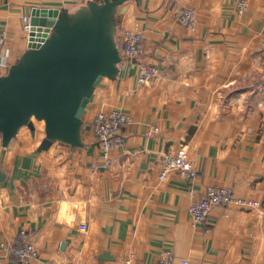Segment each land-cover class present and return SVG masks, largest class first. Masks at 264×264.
I'll return each instance as SVG.
<instances>
[{
  "label": "crops",
  "instance_id": "1",
  "mask_svg": "<svg viewBox=\"0 0 264 264\" xmlns=\"http://www.w3.org/2000/svg\"><path fill=\"white\" fill-rule=\"evenodd\" d=\"M92 1L0 0L7 34L0 76L27 50L22 17L34 8L74 17ZM236 1L126 0L113 8L121 60L115 78H103L83 109L82 146L54 141L39 151L44 131L36 120L0 146V264H18L4 246L20 230L39 254L25 264H117L130 253L134 264H154L164 250L174 264H264V0H244L241 15ZM179 7L195 9L194 30L176 22ZM125 28L143 35L138 59L121 54ZM141 63L158 71L144 84L137 82ZM111 109L133 122L104 165L91 122ZM154 123L158 133L146 137ZM180 145L196 175L171 171L159 180L160 156ZM209 185L231 187L261 206L214 207L205 224H193L188 205Z\"/></svg>",
  "mask_w": 264,
  "mask_h": 264
},
{
  "label": "water",
  "instance_id": "2",
  "mask_svg": "<svg viewBox=\"0 0 264 264\" xmlns=\"http://www.w3.org/2000/svg\"><path fill=\"white\" fill-rule=\"evenodd\" d=\"M124 1L93 0L74 17L54 9L31 11L27 50L0 76L2 147L20 127L32 129L33 120L43 123L39 151L54 141L82 146L83 109L98 83L118 72L111 13Z\"/></svg>",
  "mask_w": 264,
  "mask_h": 264
},
{
  "label": "built area",
  "instance_id": "3",
  "mask_svg": "<svg viewBox=\"0 0 264 264\" xmlns=\"http://www.w3.org/2000/svg\"><path fill=\"white\" fill-rule=\"evenodd\" d=\"M247 9L244 0H237L234 10L238 15L243 14ZM176 22L186 30L192 31L195 28L196 11L192 7H179L174 13ZM22 30L27 33L30 28V18L22 17ZM7 34L0 29V66L6 67L5 46ZM121 54L127 59H138L145 49L144 38L137 29H122L120 33ZM157 68L150 64L141 63L137 69V82L144 84L155 78ZM133 122L130 115L117 109L108 112L98 111L91 122V129L95 135L97 146L100 150L104 165H110L111 158L108 156L110 150L119 147L123 143L122 130ZM158 133V126L150 124L147 126L145 136L150 137ZM1 141V140H0ZM1 143V142H0ZM1 146V144H0ZM159 165L161 170L158 174L159 180L166 178V173L176 172L183 179H192L196 175L193 163L188 157L185 145H180L175 152H166L160 156ZM234 204L241 208H258L261 204L253 199L238 198L234 195L231 187L209 185L204 189L203 194L190 201L187 211L193 224H205L209 212L214 207H222ZM80 230H85V225L80 224ZM208 232V230H205ZM4 253L9 258H14L18 264H25L37 259L39 254L25 230L17 232L12 240L5 244ZM135 255L130 253L117 259V264H134ZM147 264V263H142ZM154 264H174V256L170 250L161 252L159 259ZM180 264H188L187 260H182Z\"/></svg>",
  "mask_w": 264,
  "mask_h": 264
},
{
  "label": "clouds",
  "instance_id": "4",
  "mask_svg": "<svg viewBox=\"0 0 264 264\" xmlns=\"http://www.w3.org/2000/svg\"><path fill=\"white\" fill-rule=\"evenodd\" d=\"M65 207H67V205L64 204V203H62V204H61V208L63 209V208H65Z\"/></svg>",
  "mask_w": 264,
  "mask_h": 264
}]
</instances>
